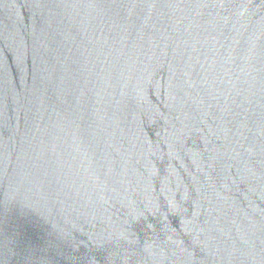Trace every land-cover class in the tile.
Instances as JSON below:
<instances>
[{
  "label": "water",
  "instance_id": "95a60500",
  "mask_svg": "<svg viewBox=\"0 0 264 264\" xmlns=\"http://www.w3.org/2000/svg\"><path fill=\"white\" fill-rule=\"evenodd\" d=\"M0 264H264V0H0Z\"/></svg>",
  "mask_w": 264,
  "mask_h": 264
}]
</instances>
